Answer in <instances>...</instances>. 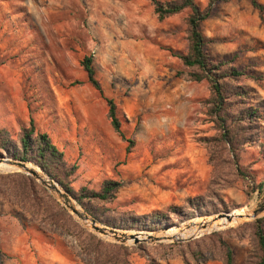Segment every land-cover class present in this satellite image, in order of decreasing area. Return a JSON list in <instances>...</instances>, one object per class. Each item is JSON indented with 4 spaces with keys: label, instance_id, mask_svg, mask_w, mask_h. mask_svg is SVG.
<instances>
[{
    "label": "rangeland",
    "instance_id": "obj_1",
    "mask_svg": "<svg viewBox=\"0 0 264 264\" xmlns=\"http://www.w3.org/2000/svg\"><path fill=\"white\" fill-rule=\"evenodd\" d=\"M257 1L262 11L249 0L216 1L200 27L212 59H233L254 75L240 84L260 111V141L245 146L237 159L218 139L208 113L207 81L176 75L186 69L172 54L188 50L189 9L159 21L148 0H0V128L14 134L32 118L66 161L76 164L70 177L75 189H98L104 179L121 183L108 205L116 211L146 214L177 207L183 214L189 199L207 207L181 219L171 215L173 223L158 230L236 208L254 209L264 202V0ZM87 55L103 95L116 103L122 132L134 140L129 153L109 123L104 98L86 82L80 60ZM238 166L254 176L249 196ZM5 173L11 172H0ZM71 215L87 232L112 242ZM262 217L187 241L140 243L131 264L139 258L141 264L148 258L153 264H184L177 254L184 245L159 244L186 243L212 232L229 245L232 264H254L252 227L244 224ZM37 225L0 191V264L38 262L36 248L49 242L82 262L75 237L43 232ZM205 247L208 258L199 263L188 258L189 264H225L224 252L213 242L205 241Z\"/></svg>",
    "mask_w": 264,
    "mask_h": 264
},
{
    "label": "trees",
    "instance_id": "obj_2",
    "mask_svg": "<svg viewBox=\"0 0 264 264\" xmlns=\"http://www.w3.org/2000/svg\"><path fill=\"white\" fill-rule=\"evenodd\" d=\"M153 6L157 19L189 9L186 17L189 47L186 53H174L186 68L178 70L176 75L191 81H207L210 90L207 105L208 113L219 133L218 139L223 142L224 149L235 159L238 153L247 145L260 141L259 122L260 111L249 103L250 91L240 84L243 77L254 78L247 68H238L233 59L215 60L206 51L207 43L201 32V23L210 16L212 4L201 6L197 0H148ZM251 5L262 11L263 6L257 0H249ZM80 65L86 73V82L104 98L107 106V117L114 131L127 143L126 153L134 146V140L125 136L121 130V121L117 114V106L112 98L103 95L102 87L95 77L92 56H84ZM82 84V82H76ZM0 157L21 160L39 167L50 178L58 182L72 198L90 215L101 223L121 229L156 230L162 224L173 223L195 212L203 213L207 207H199L193 199L188 200V212L181 214L177 207H170L167 212L153 211L146 214H135L129 211H116L109 207L119 190L121 183L113 179H104L98 189L81 186L75 189L71 185V176L76 164H71L64 158V153L52 141L48 133L38 130L32 118L27 125L12 134L0 128ZM238 174L244 180L250 192L254 187L249 185V178L254 182V176L238 166ZM0 191L7 192L14 203L19 205L32 219L38 223V229L43 232L71 235L76 238L79 247L78 256L85 264H131L130 255L134 249H142L143 245L127 246L102 240L87 232L72 215L56 201L47 190L32 177L20 172L0 174ZM264 217L245 223L252 227L255 241L254 264H264ZM234 230V229H233ZM231 231V230H230ZM229 232V231H228ZM221 233L212 232L186 243L159 244L163 248H174L184 245L186 249L178 250L184 264H189L188 258L199 263L205 261L207 250L205 241L210 240L224 252V263L232 264L229 245L220 237ZM143 255V254H141ZM148 264H153L148 258Z\"/></svg>",
    "mask_w": 264,
    "mask_h": 264
},
{
    "label": "water",
    "instance_id": "obj_3",
    "mask_svg": "<svg viewBox=\"0 0 264 264\" xmlns=\"http://www.w3.org/2000/svg\"><path fill=\"white\" fill-rule=\"evenodd\" d=\"M0 164H5L13 167L15 170L7 172H21L26 175L32 176L41 186H43L51 196L58 201L69 213L76 216L83 221L93 232L101 235L102 237L111 240L112 242L119 244H133L140 243H160L164 241L169 242H182L190 240L194 237L187 239H177L172 236H159L158 233H165L170 230L171 227L157 230H133V229H121L102 224L87 211L83 209L72 196L65 191L61 185L45 174L39 167L41 173H38L33 168L29 167L28 162L16 160L8 157H0ZM32 165V164H31ZM34 166V165H33ZM76 206L81 210L79 211ZM264 214V202L254 207L251 213L250 219H256ZM211 217L212 220L225 217L227 220H231L229 212H219L209 216H200L199 218L206 219ZM211 222V220H210ZM209 222L197 223V226H206ZM210 224V223H209ZM182 227L179 228L181 230ZM178 229V228H177ZM150 233V234H148ZM196 237V236H195Z\"/></svg>",
    "mask_w": 264,
    "mask_h": 264
},
{
    "label": "bare ground",
    "instance_id": "obj_4",
    "mask_svg": "<svg viewBox=\"0 0 264 264\" xmlns=\"http://www.w3.org/2000/svg\"><path fill=\"white\" fill-rule=\"evenodd\" d=\"M29 167L36 170L38 173H41L40 169L37 166H33L31 164H27ZM15 170L13 167L0 164V172H7V171H13ZM76 208L81 211L77 206ZM253 208H247V207H241L233 209L230 213L231 220H227L225 217L214 219L212 220L211 217H208L206 219H193L191 221H187L184 223V226H181V230L177 228H171L170 230L166 231L165 233H158L159 236H172L177 239H187L189 237L198 236L200 234H204L206 232H209L214 229H220L232 225H236L246 219L251 218ZM211 220V222H210ZM209 222L206 226H197V223H204ZM183 224V223H182ZM150 234V233H148Z\"/></svg>",
    "mask_w": 264,
    "mask_h": 264
},
{
    "label": "crops",
    "instance_id": "obj_5",
    "mask_svg": "<svg viewBox=\"0 0 264 264\" xmlns=\"http://www.w3.org/2000/svg\"><path fill=\"white\" fill-rule=\"evenodd\" d=\"M35 252V257L33 258L38 262L29 264H84L80 261L78 262L77 257L72 255L67 248L59 247L52 242L40 245ZM132 264H141L140 258Z\"/></svg>",
    "mask_w": 264,
    "mask_h": 264
}]
</instances>
